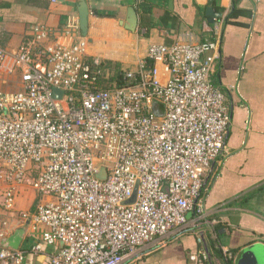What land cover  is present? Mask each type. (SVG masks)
Masks as SVG:
<instances>
[{
    "label": "built area",
    "instance_id": "built-area-1",
    "mask_svg": "<svg viewBox=\"0 0 264 264\" xmlns=\"http://www.w3.org/2000/svg\"><path fill=\"white\" fill-rule=\"evenodd\" d=\"M51 34L35 27L15 52L0 46V72L18 70L23 82L20 91L0 90L3 205L13 208L27 180L47 197L27 221L38 241L29 250L0 247V262L24 264L47 244L57 249L45 264H124L184 225L217 223L200 200L231 125L227 96L211 79L216 45L151 44L126 84L102 88L103 59L89 54L79 20ZM198 257L208 258L204 246Z\"/></svg>",
    "mask_w": 264,
    "mask_h": 264
},
{
    "label": "crops",
    "instance_id": "crops-1",
    "mask_svg": "<svg viewBox=\"0 0 264 264\" xmlns=\"http://www.w3.org/2000/svg\"><path fill=\"white\" fill-rule=\"evenodd\" d=\"M77 1L0 0V46L15 52L35 27L50 30V38L54 40L70 18L79 20ZM87 3L88 30L81 34L89 42V54L134 71L151 44L188 40L206 44L208 52L212 50L211 43L215 44L220 59L211 79L227 96L231 120L223 153L207 171L200 194L205 216L218 222L196 227L184 225L165 244H149L142 248L138 258L124 264H223L217 248L231 251L234 264H239L250 252L264 255V0H87ZM141 4L150 6L151 12L142 13ZM131 7L138 17L135 30L126 28ZM213 28L220 32L216 41ZM22 89L18 70L7 68L0 72V90ZM6 184L0 180V229L4 232L0 247L29 250L38 241L28 225L30 215L47 197L27 180L16 186L15 204L6 210L3 205ZM187 216L192 219L195 214L190 211ZM6 219L9 224L2 227ZM199 233L203 244L197 240ZM201 246L208 258L192 259ZM56 249L44 244L43 253H28L24 264H45Z\"/></svg>",
    "mask_w": 264,
    "mask_h": 264
},
{
    "label": "trees",
    "instance_id": "trees-1",
    "mask_svg": "<svg viewBox=\"0 0 264 264\" xmlns=\"http://www.w3.org/2000/svg\"><path fill=\"white\" fill-rule=\"evenodd\" d=\"M140 8L142 9V13H150L151 8L146 4H141ZM99 13V12H96ZM99 15H103L100 12ZM108 15V14H106ZM131 70L130 68H125L118 62H113L111 60L103 59L99 65V73H98V83L102 88H110L114 86H120L127 83L125 79L126 73ZM219 229V225H218ZM211 246L214 241L211 242ZM217 254L219 255V259L223 262V264H234L233 258H229L225 256L220 248H217Z\"/></svg>",
    "mask_w": 264,
    "mask_h": 264
},
{
    "label": "water",
    "instance_id": "water-1",
    "mask_svg": "<svg viewBox=\"0 0 264 264\" xmlns=\"http://www.w3.org/2000/svg\"><path fill=\"white\" fill-rule=\"evenodd\" d=\"M78 4V13H79V22H80V28L82 33L85 35L87 33L88 30V18H89V6L87 3V0H78L77 1ZM131 11L129 13V18L127 21V25L126 28L129 30H135L137 25H138V17H137V13L135 11V9L133 7L130 8ZM55 97L60 98L62 95V91L56 89L55 90ZM99 177L102 179H105L106 177V171L104 168L101 169V172L99 174ZM135 197H133L131 201L134 200ZM60 246H62V244H60ZM264 256H255L254 254L247 253L243 260L239 263V264H264Z\"/></svg>",
    "mask_w": 264,
    "mask_h": 264
},
{
    "label": "rangeland",
    "instance_id": "rangeland-1",
    "mask_svg": "<svg viewBox=\"0 0 264 264\" xmlns=\"http://www.w3.org/2000/svg\"><path fill=\"white\" fill-rule=\"evenodd\" d=\"M260 255V254H259ZM261 256V255H260ZM264 256V255H263Z\"/></svg>",
    "mask_w": 264,
    "mask_h": 264
}]
</instances>
